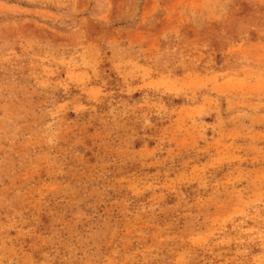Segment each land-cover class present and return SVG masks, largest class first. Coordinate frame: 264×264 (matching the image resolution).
<instances>
[{
	"label": "rangeland",
	"instance_id": "1",
	"mask_svg": "<svg viewBox=\"0 0 264 264\" xmlns=\"http://www.w3.org/2000/svg\"><path fill=\"white\" fill-rule=\"evenodd\" d=\"M0 264H264V0H0Z\"/></svg>",
	"mask_w": 264,
	"mask_h": 264
}]
</instances>
